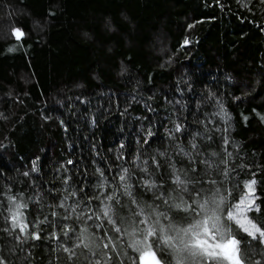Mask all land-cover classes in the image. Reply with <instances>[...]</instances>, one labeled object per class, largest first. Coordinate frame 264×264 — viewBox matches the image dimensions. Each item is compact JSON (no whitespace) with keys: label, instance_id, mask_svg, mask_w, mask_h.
Instances as JSON below:
<instances>
[{"label":"trees","instance_id":"1","mask_svg":"<svg viewBox=\"0 0 264 264\" xmlns=\"http://www.w3.org/2000/svg\"><path fill=\"white\" fill-rule=\"evenodd\" d=\"M173 165L189 192L218 189L226 203L254 179L259 211L247 215L264 228V0H0L4 264H104L109 249L74 247L84 229L96 245L108 229L119 260L132 264L128 237L87 219L101 207L97 185L105 181L107 195L127 168L137 202L167 211L140 181L147 168L176 195ZM9 196L27 204L25 233L11 226ZM119 200L128 217L135 206ZM232 233L244 264H264L259 237Z\"/></svg>","mask_w":264,"mask_h":264},{"label":"snow or ice","instance_id":"2","mask_svg":"<svg viewBox=\"0 0 264 264\" xmlns=\"http://www.w3.org/2000/svg\"><path fill=\"white\" fill-rule=\"evenodd\" d=\"M13 34L18 40L24 35L19 29H16ZM180 130L177 125L176 131ZM196 147L193 140L191 148L195 149ZM180 151L184 156L190 157L191 155L183 148ZM160 155L163 156L164 153ZM153 163L155 164V161ZM171 167L174 174L172 183L175 185L176 195L169 192L165 196V193L160 191L162 186L155 183L147 168L142 171L149 178L140 181L141 185L148 190L156 189L159 192L155 199L160 200L167 211L159 210V205L141 206L133 195L132 185L129 183V171L127 168H123L118 177L114 178L116 186L108 185L111 191L107 195H104L107 191L105 181L97 185L101 192L96 199L100 200L103 196L101 207L98 214L88 215L87 219L91 220L95 215L96 220L106 221L111 226V231L117 240L125 236L128 237L127 245L136 253L130 258L132 264H165L162 256L170 257L167 259V264H191L198 258L204 259L205 264L208 262L211 264H225V262L226 264H244L240 258V240L233 235L232 228L235 227L238 233H246L253 240L259 237L260 242L264 243V228L247 215L249 211H259L254 197L256 181L253 179L244 182L245 191L238 197L237 202L226 203V197L218 189L215 191L209 189L204 192L193 187V190L189 192L188 187L192 181L187 177V174L182 177L174 165ZM98 171L100 170L98 169ZM100 176H104L103 172H100ZM210 183L215 184L216 182L213 180ZM184 194H187L188 199L184 198ZM70 195L75 197L77 193L73 191ZM120 196L128 197L130 203L135 206L134 210H129L128 217H122L116 211L117 206H120L121 209L124 207L120 205ZM64 199L66 201L68 196H65ZM8 200L11 205L8 209L10 214L8 219L11 221L12 228H18L21 233H25L29 228L25 216L27 204L23 202L22 196L19 201L15 196H9ZM59 206L63 208L64 202H61ZM72 211L75 212L76 208L72 207ZM169 213H174V215ZM177 217L183 223H178ZM43 222L41 221V223ZM97 226L102 227L103 225L101 223ZM37 227L38 225L33 222V228ZM108 231L105 229V235L102 238V240H107V243L96 245L88 237L87 229H84L77 237L79 243L74 247L82 246L89 249L90 252L94 247L109 249V252L100 253L104 258V264H109L112 254H115L117 264H122L119 260L121 253L116 251L117 244L113 241V237L107 234ZM64 235L67 236L68 232L64 231ZM32 238L39 239L38 232L33 231ZM64 251L74 255L72 249L65 248ZM92 255L95 256L96 252H92ZM0 264H4L2 258H0ZM95 264H100V261H95Z\"/></svg>","mask_w":264,"mask_h":264}]
</instances>
